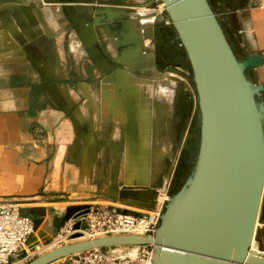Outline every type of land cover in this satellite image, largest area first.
I'll return each instance as SVG.
<instances>
[{
    "label": "crops",
    "instance_id": "crops-1",
    "mask_svg": "<svg viewBox=\"0 0 264 264\" xmlns=\"http://www.w3.org/2000/svg\"><path fill=\"white\" fill-rule=\"evenodd\" d=\"M210 3L237 56L264 57V0ZM163 9L160 0H0V202L33 217L46 244L57 234L64 245L81 208L117 199L144 170L153 183L156 155L190 137L178 105L195 96L193 72ZM249 71L264 85V64ZM258 226L264 244L263 216ZM29 257L23 249L11 260Z\"/></svg>",
    "mask_w": 264,
    "mask_h": 264
},
{
    "label": "water",
    "instance_id": "water-1",
    "mask_svg": "<svg viewBox=\"0 0 264 264\" xmlns=\"http://www.w3.org/2000/svg\"><path fill=\"white\" fill-rule=\"evenodd\" d=\"M160 1L193 72L196 96L186 93L179 99L183 123L195 105L200 112L199 153L187 182L166 204L154 237L107 235L79 241L78 230L88 225L78 221L72 243L27 264H52L118 246H152L155 264H264V251L252 249L258 222L264 219V85L247 75L263 66L264 57L237 56L209 0ZM152 187L122 185L116 197L153 209L155 204L135 202H155L163 180ZM89 210L81 208L75 218ZM68 221L66 217L61 227Z\"/></svg>",
    "mask_w": 264,
    "mask_h": 264
},
{
    "label": "built area",
    "instance_id": "built-area-1",
    "mask_svg": "<svg viewBox=\"0 0 264 264\" xmlns=\"http://www.w3.org/2000/svg\"><path fill=\"white\" fill-rule=\"evenodd\" d=\"M165 11V8L163 9ZM168 23H171L167 19ZM163 198L162 200H160ZM158 202V211L140 214L130 211L124 206L98 205L90 206L86 216H79L71 221L67 233H75L73 226L85 220L88 228L82 231L87 240L107 235H141L154 237L161 223V217L170 194L166 191ZM37 231L36 220L22 213L15 204L0 202V264H21L11 258L23 249L29 239ZM149 246H118L112 248H96L61 259L60 264H144L141 249Z\"/></svg>",
    "mask_w": 264,
    "mask_h": 264
},
{
    "label": "rangeland",
    "instance_id": "rangeland-1",
    "mask_svg": "<svg viewBox=\"0 0 264 264\" xmlns=\"http://www.w3.org/2000/svg\"><path fill=\"white\" fill-rule=\"evenodd\" d=\"M210 1L213 2V0H210ZM247 75L249 76V78H253V75H252V73H250L249 70L247 71ZM142 83H145V82L142 80ZM195 96H196V93H195ZM173 101H175V98L173 99ZM195 107H196V110H195V112L193 111L195 114H194V116H192L193 117L192 122H190V119H191V117H190V119L188 120V123L185 127V131L187 132L188 127H189V123H190L191 126H190V130L188 131L190 137L188 136L187 140L185 141V145L183 146V148H181L182 150L180 149V146H177L176 147V153H174L173 155L172 154L165 155V154H161V152L156 155V159L158 161L156 163L157 168L154 169V171H153V174H154L153 175V179H154L153 183H157L160 179H162L164 182V187L158 188V196H157V199L155 200V202L132 200V201H135L136 203L143 204V205L155 204V207L153 209L138 206L135 204L125 203L123 201L118 200L119 197L117 199L114 198L115 200L106 199V201H99L97 204L98 205L124 206V208H126L130 211L140 213V214H148V213L158 211V208L160 206V204H159L160 202H158V200L160 199L161 195H163L166 191L168 192V194H170V198L173 194H177L178 192H180L181 189L183 188V186L185 185V183L187 182L188 178H189V174L188 173L186 174L187 168H189V158L191 157V155L193 156V154H196V156H198V153H199L200 135L198 133V131H199L198 129H200L201 119H200V112H199L196 105H195ZM193 112H192V114H193ZM159 148H162V147H159ZM159 148H158V150H159ZM179 149L181 150V153H179ZM129 158L130 159L132 158V154H130ZM168 160L170 161V164H169ZM146 165H147V163L142 164V166H141L142 171L146 168ZM133 177H134V175L132 173L131 175H129L127 180H134ZM139 177H140L139 181H138L139 183L135 186L149 187L151 189L153 188L152 187L153 183H151V181H150L148 171L144 170L143 172H141V176H139ZM117 196H119V191L117 193ZM162 199L163 198H161L160 200H162ZM169 201H167V203ZM88 204L94 205L92 203H88ZM88 204L86 203V205H88ZM41 228L43 229V227H41ZM40 229H38L36 232H39ZM63 229H64V227H63ZM56 235H51L50 243L53 244V246H51L50 244L49 245L46 244V240H45V238L43 239L42 236H41V238H39L40 241L38 240L37 243L35 244V245H38V247L34 246L33 248H30V247L26 246V250L30 254V257L27 259V261L30 262L31 260H33V259L39 257L40 255L44 254L45 252H47V250L49 251L54 247L62 246L61 244L60 245L58 244V242H57L58 237ZM62 235L63 236L61 237V239L63 241V244H69V243L73 242V240L71 239L70 233H63ZM34 236H36V235L34 234L33 238H34ZM38 236L40 237L39 234H38ZM260 236H261V234H260V229L258 226L257 236L255 238L254 245H253V247L256 251H259V250H261V248H264V244L259 243ZM33 238L31 239V241L29 243H32ZM83 240H85V239H81L80 241H83ZM46 245H48V246H46ZM154 249H155L154 247L149 246L145 249L140 250L141 258L144 260L143 261L144 264H146L151 253L154 251Z\"/></svg>",
    "mask_w": 264,
    "mask_h": 264
},
{
    "label": "bare ground",
    "instance_id": "bare-ground-1",
    "mask_svg": "<svg viewBox=\"0 0 264 264\" xmlns=\"http://www.w3.org/2000/svg\"><path fill=\"white\" fill-rule=\"evenodd\" d=\"M164 5V4H163ZM165 8V7H164ZM59 210H57V212H58ZM59 213V212H58ZM58 215V214H57ZM62 218H55V222L57 223V224H59L60 222H62ZM64 223V222H63ZM63 223H62V225H63ZM80 233V237H78L76 240H81V239H85V240H87L86 238H85V235H84V233L82 232V231H80L79 232ZM38 234H39V232H35V235L36 236H34V238H33V240H32V243H30V244H33V246H37L38 247V245H35L36 243H37V241L39 240V236H38ZM137 235H139V234H137ZM101 237H103V236H101ZM49 238V237H48ZM51 238V237H50ZM99 238V237H98ZM96 239V238H95ZM49 240V239H48ZM73 240H75V239H73ZM31 241V240H30ZM30 241H28V244H29V242ZM40 241V240H39ZM84 241V240H83ZM254 241H255V238L253 239V242H252V249H253V251H255V252H259V251H256L255 249H254V247H253V245H254ZM49 245V244H48ZM48 245H46V246H48ZM51 246H53L52 244H51ZM42 247V246H41ZM58 247H60V246H58ZM40 248V247H39ZM51 248V247H50ZM50 251V250H49ZM48 252V251H47ZM156 254H157V251H156V249H154V251L151 253V255H150V257H149V259H148V261L146 262V264H155V257H156Z\"/></svg>",
    "mask_w": 264,
    "mask_h": 264
},
{
    "label": "trees",
    "instance_id": "trees-1",
    "mask_svg": "<svg viewBox=\"0 0 264 264\" xmlns=\"http://www.w3.org/2000/svg\"><path fill=\"white\" fill-rule=\"evenodd\" d=\"M198 130H199L198 133L200 135V129H198ZM196 159H197L196 154H193V156L191 155V157L189 158V168H187L186 174L188 173L190 175V173L194 167V163H195ZM37 225H38V223H37Z\"/></svg>",
    "mask_w": 264,
    "mask_h": 264
}]
</instances>
